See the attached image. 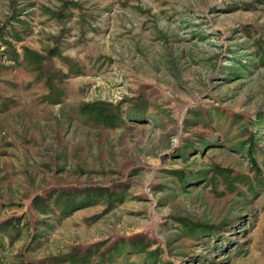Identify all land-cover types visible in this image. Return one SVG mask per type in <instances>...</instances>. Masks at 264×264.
<instances>
[{"label": "rangeland", "instance_id": "374dc122", "mask_svg": "<svg viewBox=\"0 0 264 264\" xmlns=\"http://www.w3.org/2000/svg\"><path fill=\"white\" fill-rule=\"evenodd\" d=\"M0 264H264V0H0Z\"/></svg>", "mask_w": 264, "mask_h": 264}, {"label": "trees", "instance_id": "16d2710c", "mask_svg": "<svg viewBox=\"0 0 264 264\" xmlns=\"http://www.w3.org/2000/svg\"><path fill=\"white\" fill-rule=\"evenodd\" d=\"M81 107H82L81 111L89 110L88 106L86 105H82ZM93 109L96 110L94 114V118H96L97 120L101 119L103 122H106V120H110L109 115L104 114L103 109L96 108V107Z\"/></svg>", "mask_w": 264, "mask_h": 264}]
</instances>
